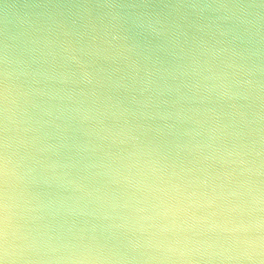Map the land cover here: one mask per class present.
Listing matches in <instances>:
<instances>
[{
    "label": "clouds",
    "instance_id": "clouds-1",
    "mask_svg": "<svg viewBox=\"0 0 264 264\" xmlns=\"http://www.w3.org/2000/svg\"><path fill=\"white\" fill-rule=\"evenodd\" d=\"M0 264H264V0H0Z\"/></svg>",
    "mask_w": 264,
    "mask_h": 264
}]
</instances>
